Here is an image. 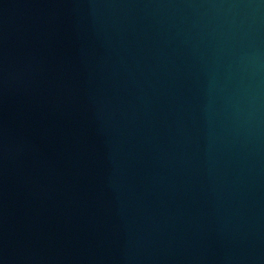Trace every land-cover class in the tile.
Returning a JSON list of instances; mask_svg holds the SVG:
<instances>
[{
	"label": "water",
	"instance_id": "1",
	"mask_svg": "<svg viewBox=\"0 0 264 264\" xmlns=\"http://www.w3.org/2000/svg\"><path fill=\"white\" fill-rule=\"evenodd\" d=\"M0 264H264V0H0Z\"/></svg>",
	"mask_w": 264,
	"mask_h": 264
}]
</instances>
